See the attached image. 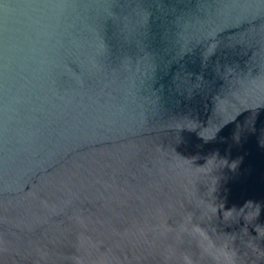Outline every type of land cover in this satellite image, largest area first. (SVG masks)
<instances>
[{
	"label": "water",
	"instance_id": "1",
	"mask_svg": "<svg viewBox=\"0 0 264 264\" xmlns=\"http://www.w3.org/2000/svg\"><path fill=\"white\" fill-rule=\"evenodd\" d=\"M0 264H264V0H0Z\"/></svg>",
	"mask_w": 264,
	"mask_h": 264
}]
</instances>
